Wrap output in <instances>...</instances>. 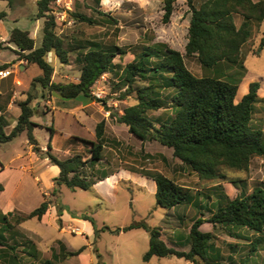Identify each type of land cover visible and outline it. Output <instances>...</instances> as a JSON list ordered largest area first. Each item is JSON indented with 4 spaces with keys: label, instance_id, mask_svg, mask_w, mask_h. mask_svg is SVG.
I'll list each match as a JSON object with an SVG mask.
<instances>
[{
    "label": "rangeland",
    "instance_id": "obj_1",
    "mask_svg": "<svg viewBox=\"0 0 264 264\" xmlns=\"http://www.w3.org/2000/svg\"><path fill=\"white\" fill-rule=\"evenodd\" d=\"M37 1H0V12L7 13L5 20L0 21V43L8 41L12 29L19 28L30 33L36 47L41 46L45 18L37 17ZM193 1L199 7L205 0ZM51 9L50 15L56 19L55 32L70 52L69 64L60 63L53 53L47 55V61L55 68L52 77L54 82H78L81 64L76 57L87 52L93 43L99 44L104 50L118 47L127 53L118 55L114 60L115 69L93 87V92H103L101 100L107 102L106 107L102 103L92 102L88 103L91 106L84 109L85 113L77 114L71 107L84 104V98L67 100L48 93L47 98L43 97L44 91L39 85L32 87L33 80L41 75V69L19 59L14 51L16 47L6 44L9 48L0 50V66L10 64L7 69L12 70L13 74L10 77L12 82L2 90L5 94L1 96L0 106H7L5 98L16 96L14 107L6 116L8 123L16 125L14 113L18 104L27 99V94H32L35 98L31 106L37 115L32 121L39 125L35 128L34 136L39 146L46 151L51 137L50 129H54L52 151L57 157L66 159L70 154L85 152L83 144L72 143L73 138L94 141L96 125L105 120L106 148L98 168L110 172L129 169L142 176L160 173L179 185L189 187L195 200L192 204L180 205L172 210L160 208L151 190L152 184L144 183L137 177L132 182L117 183L116 186L102 184L98 190L73 192L61 187L60 193L54 194V178L50 179L51 173L42 163L37 172L20 169L28 165L26 158L29 149L27 135L22 133L11 142L0 144V170L1 165L5 167L0 174V216L11 211L14 213L9 219L14 227L5 234L7 244L17 249L16 254L22 264H44L45 261L51 264H194L175 256L154 257L146 263L143 256L149 249L150 237L143 229L120 234L104 231L95 237V228L108 226L117 229L145 222L162 230L161 238L168 247L188 252L191 249L190 229L198 217L210 218L222 196L233 200L242 189L251 192L254 187L264 184V156H254L247 173L224 168L222 172L226 180L201 181L195 172L173 157L172 149L154 141L143 143L129 132L127 126L116 121L115 116L123 114L124 109L137 103L134 94L124 97L125 89L118 88L122 70L136 55L144 48L158 44L185 55L191 19L187 0L176 2L169 23L163 22L164 0H61L59 5L54 3ZM98 12L105 15H99ZM61 14L65 18L58 17ZM77 15L90 18L92 23L82 21ZM235 22L240 26L242 18L236 16ZM263 37L264 22L260 26L253 24L252 38L242 51L247 74L239 90H242L243 85L249 87L250 83L258 82L259 94L264 92V48L257 54ZM185 63L195 76L206 75L196 58L185 56ZM170 94V90H162L164 107L148 114L156 127H159L158 119L165 121L174 115ZM256 108L253 124L264 131V103L256 104ZM16 114L20 115L19 108ZM12 129L7 128V131ZM232 180L242 182L233 185ZM44 201L50 202V209L41 221L32 218L20 225L16 224L19 215L34 211ZM8 207L10 211H6ZM59 207L64 208L61 215ZM15 209L17 211H13ZM84 216L93 219L95 225L84 219ZM59 219L62 220L61 225ZM1 226L0 222V229ZM200 229L213 234V243L223 264H264V242L259 243L255 252L250 250L259 236L241 230L250 239L240 240L234 238L228 228L210 223ZM29 240L40 252L36 260L24 254ZM81 248H85L81 255H70ZM12 252L11 249L0 247V264H8L5 256Z\"/></svg>",
    "mask_w": 264,
    "mask_h": 264
},
{
    "label": "trees",
    "instance_id": "obj_2",
    "mask_svg": "<svg viewBox=\"0 0 264 264\" xmlns=\"http://www.w3.org/2000/svg\"><path fill=\"white\" fill-rule=\"evenodd\" d=\"M56 1H37V17L45 18L40 47H36L35 39L28 31L14 28L8 41L0 43V50L8 49L6 44L13 45L19 59L41 69V75L33 80L32 87L39 85L44 91L43 97L47 98L46 93L51 96L57 94L67 100L82 97L86 104L96 102L106 107L105 100H99L93 95V87L103 75L115 69L116 57L124 56L127 52L118 47L104 50L99 44L93 43L87 52L76 57L77 62L81 64L79 81L54 82L52 77L55 68L47 61V55L53 53L60 63L69 64L70 53L65 48L64 41L55 32V17L50 15L51 7ZM177 1L164 0V23L170 22ZM187 4L191 19L185 55L164 44L146 47L136 55L122 70L118 88L125 89L124 97L134 94L137 103L124 109L123 114H118L115 118L119 124L127 126L129 132L143 143L154 141L172 149L173 157L195 172L201 181L226 180L222 172L224 168L247 173L252 158L264 156V131L253 124L256 104L264 103V98L258 94L260 84L250 83L248 93L240 102H235L240 85L247 74L242 51L252 38L253 24L260 26L264 22V0H205L199 7L195 6L193 0H187ZM98 14L105 15L101 12ZM236 16L242 18L240 26L235 22ZM6 17V12H0V21H4ZM77 17L84 22L92 23L90 18L82 15ZM263 48L264 37L261 39L257 54ZM185 56L196 58L206 75L195 76L187 68ZM9 66L10 64L0 66V71L7 70ZM162 90L171 91L174 115L165 121L158 119L159 127H156L148 114L164 107ZM34 98L29 93L27 99L19 104L21 113L9 134L5 132L7 124L3 122V116H0V144L11 142L22 133H26L33 151L60 169L59 175L53 180L54 194L60 193L61 187L73 192L90 190L98 181L113 175L114 172L98 168L104 159L106 148L105 120L96 125L95 141L74 138V141L83 144L85 152L61 159L52 151L54 129H50L51 137L46 151L41 149L34 136V130L39 126L32 121L36 112L31 106ZM111 115L114 116L112 113ZM143 175L156 183L155 197L158 207L171 210L194 202L189 187L179 185L160 173ZM240 182L242 181H231L233 185ZM49 209L50 202L44 201L34 211L19 215L16 224L20 225L32 218L41 221ZM63 210L64 208L59 207L60 215ZM12 216L13 212L0 216L2 224L0 247L13 251L12 254L5 256L8 264H22L21 258L16 254L17 249L7 244L5 236L14 227L9 222ZM83 218L95 223L87 216ZM206 223L228 228L233 237L240 240L250 239L241 230L259 236L250 247L251 252H255L259 243L264 242V184L254 187L251 192L242 189L233 200L222 196L210 218L198 217L190 229L191 249L188 252L168 247L161 238L162 230L145 222L117 229L108 226L95 228V237L104 231L120 234L143 229L150 237L149 249L143 256L146 263L154 257L175 256L194 264H223L220 253L215 249L213 234L202 232L200 229ZM61 224L62 220L59 219V225ZM26 245L24 254L36 260L40 256L39 250L30 240ZM84 250L85 248H81L70 255H81ZM44 264L51 262L45 261Z\"/></svg>",
    "mask_w": 264,
    "mask_h": 264
},
{
    "label": "crops",
    "instance_id": "obj_3",
    "mask_svg": "<svg viewBox=\"0 0 264 264\" xmlns=\"http://www.w3.org/2000/svg\"><path fill=\"white\" fill-rule=\"evenodd\" d=\"M56 57V56H55ZM57 58V57H56ZM22 67V66H21ZM7 70H10V69H7ZM11 72H12V74H13V71L12 70H10ZM11 74V75H12ZM11 75L10 76H8V77H6V78H0V99H1V96H3L5 93L2 91L4 88H6V87H8L9 86V84L12 82L11 80H10V77H11ZM248 86H246V85H243L242 86V90L240 89L238 92V94H237V96H236V99H235V102L236 103H238V102H240L241 100H242V98H243V96L244 95H246L247 93H248ZM260 90V89H259ZM258 94H259V92H258ZM27 96H28V94H27ZM259 96L262 98H264V92H263V94H259ZM10 98V99H9ZM4 99V98H3ZM15 100H16V96H13V95H11L10 97H8V98H5V101L7 102V106L5 107V106H0V116H3V122L5 123V124H7V127L5 128V132L7 133V134H9L10 132H8L7 131V128H14L15 127V125H10L9 123H8V121H7V119H6V116H7V114L8 113H10V111H11V109H13V107H14V102H15ZM25 101V100H24ZM23 102V101H22ZM21 103V102H20ZM19 103V104H20ZM19 104H18V107H17V110H18V108H19ZM92 104H90V105H88V104H86V103H84V104H78V105H75V106H73V107H71V110L73 111V112H75V113H77V114H79L80 112H84V109L85 108H87L88 106H91ZM20 109V108H19ZM17 110H16V112H17ZM78 111V112H77ZM16 112L14 113V120H17V118L19 117V115H17L16 114ZM20 113H21V110H20ZM85 113V112H84ZM35 115H36V113H35ZM37 116V115H36ZM34 121V120H33ZM103 121V120H102ZM16 123V122H15ZM14 123V124H15ZM39 127V126H38ZM35 131V130H34ZM75 138V137H74ZM74 138H73V140H72V143L73 142H75V143H77V141H74ZM78 138V137H77ZM95 140H96V136H95ZM94 140V141H95ZM83 148H84V146H83ZM42 150H45L44 148H41ZM69 153V152H68ZM80 152H78V153H76V154H79ZM72 155H74V154H70V157L72 156ZM69 158V157H68ZM27 161H28V165H23V166H21L20 167V169L22 170V171H25V172H27L28 171V169L30 170V171H32V172H37L38 171V169H39V167L42 165L43 167H46L49 171H50V173H51V175H50V179H51V177L52 178H56L58 175H59V173H60V169L57 167V166H53V165H51L50 164V162H49V160L48 159H43V158H41L39 155H37L34 151H33V149H32V146H30L29 145V149H28V154H27ZM40 163H42L41 165H40ZM4 170H5V167L3 166V165H1V170H0V174L2 173V172H4ZM138 178V179H141V181L142 182H147V183H151L152 184V192L153 193H155L156 194V190H157V187H156V183H155V181L154 180H152V179H149V178H147V177H145V176H142V175H140V174H138V173H135V172H133L132 170H129V169H120L119 171H115L114 173H113V175H111L110 177H108V178H106L105 180H102V181H98L94 186H93V189H99V187L102 185V184H106V185H117V183H122V182H124V183H128V182H132L135 178ZM39 178V177H38ZM40 179V178H39ZM150 180V181H149ZM52 185L53 184H51V182H50V188H52ZM100 195H101V193H100ZM10 211L11 210V208H7V210L6 211ZM172 210V209H171ZM13 211H17L16 209L15 210H13ZM12 212V211H11ZM45 217V216H44ZM43 217V218H44Z\"/></svg>",
    "mask_w": 264,
    "mask_h": 264
},
{
    "label": "built area",
    "instance_id": "obj_4",
    "mask_svg": "<svg viewBox=\"0 0 264 264\" xmlns=\"http://www.w3.org/2000/svg\"><path fill=\"white\" fill-rule=\"evenodd\" d=\"M60 2H61V0H57V1H56V3H58V5H59ZM66 7L69 8L70 6H69V5H66ZM58 17H63V18H65V16L62 15V14L59 15ZM11 74H12V72H11L10 70H3V71H0V78H6V77L10 76ZM106 75H107V74L103 75L101 78L105 79ZM93 95H94L97 99L101 100L102 97H103V92H102V93L93 92Z\"/></svg>",
    "mask_w": 264,
    "mask_h": 264
}]
</instances>
